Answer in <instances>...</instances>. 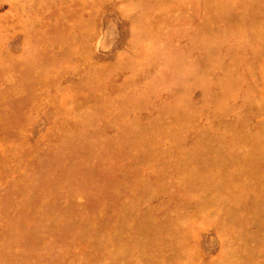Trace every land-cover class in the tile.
I'll return each mask as SVG.
<instances>
[{
    "label": "rangeland",
    "instance_id": "1",
    "mask_svg": "<svg viewBox=\"0 0 264 264\" xmlns=\"http://www.w3.org/2000/svg\"><path fill=\"white\" fill-rule=\"evenodd\" d=\"M0 264H264V0H0Z\"/></svg>",
    "mask_w": 264,
    "mask_h": 264
},
{
    "label": "bare ground",
    "instance_id": "2",
    "mask_svg": "<svg viewBox=\"0 0 264 264\" xmlns=\"http://www.w3.org/2000/svg\"><path fill=\"white\" fill-rule=\"evenodd\" d=\"M258 22V21H257ZM257 22H254V23H256L257 24ZM257 26V25H256ZM254 29V28H253ZM35 63V62H34ZM37 63H39V62H37ZM31 64V63H30ZM44 67V66H43ZM46 67V66H45ZM49 68H50V66H48ZM47 67V68H48ZM32 68V67H31ZM40 68V67H39ZM41 70V69H40ZM44 73V72H43ZM23 75V74H22Z\"/></svg>",
    "mask_w": 264,
    "mask_h": 264
}]
</instances>
